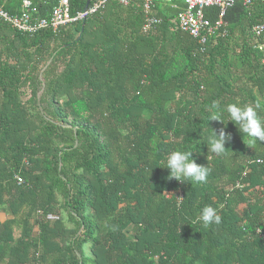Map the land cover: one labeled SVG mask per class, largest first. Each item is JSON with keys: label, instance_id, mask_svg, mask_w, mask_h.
Wrapping results in <instances>:
<instances>
[{"label": "trees", "instance_id": "trees-1", "mask_svg": "<svg viewBox=\"0 0 264 264\" xmlns=\"http://www.w3.org/2000/svg\"><path fill=\"white\" fill-rule=\"evenodd\" d=\"M182 7L154 0L148 32L141 0L34 33L0 19V264H264V142L229 121L227 154L206 144L225 127L207 121L217 106L259 102L264 116V0L236 1L203 42L176 28ZM175 149L207 182L168 177ZM205 206L219 225L199 220Z\"/></svg>", "mask_w": 264, "mask_h": 264}, {"label": "built area", "instance_id": "built-area-1", "mask_svg": "<svg viewBox=\"0 0 264 264\" xmlns=\"http://www.w3.org/2000/svg\"><path fill=\"white\" fill-rule=\"evenodd\" d=\"M108 0H91L88 7L74 15L69 11V0H21L20 10L15 14H8L0 7V19L8 23L15 29L34 33L41 29L49 28L56 30L68 23L84 20L87 16L94 13L101 8ZM118 3L126 5L136 0H116ZM143 3V10L145 13V20L142 25V32L150 31L158 19L149 16L150 7L154 0H141ZM163 2H171L172 0H160ZM184 8L177 12L175 17L176 28L182 32L187 33L193 38H199L204 41L206 35L212 34L219 30L222 26V16L227 8L231 7L236 1H241L242 4L248 5L254 1L263 0H181ZM208 7H217L219 9L218 20L211 23L205 18L203 10ZM44 12L47 16L39 15ZM264 32V23H258L252 27L254 36L259 37ZM259 50H264V45L258 43ZM18 184L22 182V178L15 175ZM240 189L241 186L237 185ZM46 220L55 221L58 217L54 214H46ZM257 233L264 239V234L259 230ZM165 264V263H159Z\"/></svg>", "mask_w": 264, "mask_h": 264}, {"label": "clouds", "instance_id": "clouds-1", "mask_svg": "<svg viewBox=\"0 0 264 264\" xmlns=\"http://www.w3.org/2000/svg\"><path fill=\"white\" fill-rule=\"evenodd\" d=\"M210 115V120L219 121L225 127H221L218 132L211 129V134L206 143L208 150L217 156L226 155L225 145L231 140V133L227 132L226 125L230 121L237 130L248 140V145L254 147L256 142H264V116L260 115L262 106L259 102L254 106L241 105L239 102L228 104L223 110H219ZM227 112V122L225 123L223 112ZM242 136V135H241ZM160 167L168 169V177L185 183L207 182L209 169L205 165L197 164L192 158L190 150H172L167 158L160 162ZM204 226L219 225L221 215L212 206H205L199 217ZM190 225V224H189Z\"/></svg>", "mask_w": 264, "mask_h": 264}, {"label": "crops", "instance_id": "crops-1", "mask_svg": "<svg viewBox=\"0 0 264 264\" xmlns=\"http://www.w3.org/2000/svg\"><path fill=\"white\" fill-rule=\"evenodd\" d=\"M169 3V2H168ZM183 3V2H182ZM184 8V4H183V7L180 9V10H182ZM179 10V11H180ZM6 217H8V216H5V213L4 212H2L1 214H0V218L1 219H5ZM15 235L17 236L18 235V232H17V230L15 231Z\"/></svg>", "mask_w": 264, "mask_h": 264}, {"label": "water", "instance_id": "water-1", "mask_svg": "<svg viewBox=\"0 0 264 264\" xmlns=\"http://www.w3.org/2000/svg\"><path fill=\"white\" fill-rule=\"evenodd\" d=\"M90 1H91V0H86V1H85V5H84V8H83V9H86V8L88 7Z\"/></svg>", "mask_w": 264, "mask_h": 264}]
</instances>
